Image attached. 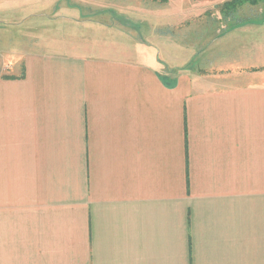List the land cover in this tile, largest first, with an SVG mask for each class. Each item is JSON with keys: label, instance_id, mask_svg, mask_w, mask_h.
I'll return each instance as SVG.
<instances>
[{"label": "crops", "instance_id": "1", "mask_svg": "<svg viewBox=\"0 0 264 264\" xmlns=\"http://www.w3.org/2000/svg\"><path fill=\"white\" fill-rule=\"evenodd\" d=\"M111 1L0 0V264H264V20L179 66Z\"/></svg>", "mask_w": 264, "mask_h": 264}, {"label": "rangeland", "instance_id": "2", "mask_svg": "<svg viewBox=\"0 0 264 264\" xmlns=\"http://www.w3.org/2000/svg\"><path fill=\"white\" fill-rule=\"evenodd\" d=\"M136 1H138L137 10L133 8L132 11L137 13L134 12V15H129L127 17L128 20L126 19V22H128V34L136 37L134 42L135 46L140 43V45L149 46L150 48L155 47L154 52L159 59H165L167 56H171L172 60L176 61L179 66L184 64L188 66L192 63L196 68L204 67V65L200 64V53L205 49V47H203L204 42L201 40V38L203 39L204 37H201L200 32H184L182 26H180L181 24L178 30L171 25L168 26V24L182 21V16L178 17L179 19L177 20L175 17L186 8L192 9V12H198V10L201 11L200 8L206 7L209 4H215L221 0H168L165 4L153 3L150 0ZM136 1L133 0L134 3H136ZM255 2L256 5L244 3L240 6H235L233 10L235 11L234 17L237 18L239 22L241 20H264V0H255ZM224 3L225 2L216 6V8L213 9L214 11L210 10V14L207 16L211 19H221L220 16L215 15V13H217V9L221 8ZM113 5L118 7V1L112 0L111 6ZM95 19L111 21V24L117 29L123 27L117 19L115 21L111 19L110 16H97ZM123 20L122 22H125V19ZM194 23L199 24V20ZM42 24H45V22H42ZM14 26L15 25H0V43L4 44L5 42L7 43L8 40L16 39L17 32ZM19 35L23 36V33L20 32ZM133 41L134 40H132V42ZM132 42L129 40L131 45ZM144 60L147 61L146 59Z\"/></svg>", "mask_w": 264, "mask_h": 264}, {"label": "trees", "instance_id": "3", "mask_svg": "<svg viewBox=\"0 0 264 264\" xmlns=\"http://www.w3.org/2000/svg\"><path fill=\"white\" fill-rule=\"evenodd\" d=\"M154 1H159V2H166L167 0H154ZM244 3H249L251 5H256V2L255 0H231V1H228V2H225L223 4V6L220 8V9H225V10H234L235 9V6H240ZM230 14V17L232 15V13H229Z\"/></svg>", "mask_w": 264, "mask_h": 264}]
</instances>
